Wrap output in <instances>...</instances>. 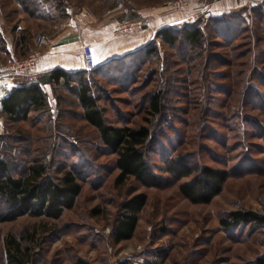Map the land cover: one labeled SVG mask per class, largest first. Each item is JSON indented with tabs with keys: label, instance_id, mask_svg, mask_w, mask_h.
Wrapping results in <instances>:
<instances>
[{
	"label": "rangeland",
	"instance_id": "1",
	"mask_svg": "<svg viewBox=\"0 0 264 264\" xmlns=\"http://www.w3.org/2000/svg\"><path fill=\"white\" fill-rule=\"evenodd\" d=\"M177 1L0 0L3 29L25 10L53 20L86 11L98 21L118 20L114 34L124 36L147 29L145 13L163 9L172 16L167 29L196 25L205 39L201 50L171 49L155 35L148 45L153 55H123L83 77L115 126L151 130L144 152L165 179L161 188L146 189L135 179L116 183V158L103 152L73 89L56 90L46 112L28 122H0V163L11 166L14 177L39 163L50 177L76 173L82 185L75 207L59 220L24 216L0 223V264H7L10 237L34 248V264H255L264 255V227L220 224L235 211L264 216V0H191L184 8ZM124 22L135 29L117 34ZM34 53L43 55L39 50L17 60ZM158 95L163 114L156 117L149 107ZM173 156L227 170L231 178L210 204L194 205L161 171ZM140 193L148 203L136 232L116 244L120 206Z\"/></svg>",
	"mask_w": 264,
	"mask_h": 264
},
{
	"label": "trees",
	"instance_id": "2",
	"mask_svg": "<svg viewBox=\"0 0 264 264\" xmlns=\"http://www.w3.org/2000/svg\"><path fill=\"white\" fill-rule=\"evenodd\" d=\"M25 7V3L22 2ZM30 16L35 17L28 10ZM157 38L171 49L187 47L201 50L204 47V33L196 25L181 28H166L158 32ZM153 46H146L134 54L155 53ZM114 60L104 65L109 66ZM101 68L93 71L100 73ZM87 71L75 74L63 70H54L37 80L23 77L2 102L0 116L11 125L28 122L33 115H43L49 106L48 95L43 84H51L54 92L65 87L76 92L82 117L89 126L97 131L103 152L115 156V168L119 171L116 183L123 185L129 179H135L146 189L161 188L165 179L158 175L147 158L144 149L152 139V132L147 126L132 128L115 126L106 117V110L93 95L92 88L85 82ZM163 96L158 95L150 103V113L160 116L163 113ZM167 158L163 161L162 172L179 183L181 196L194 205L210 204L223 190L231 174L227 170H216L208 166L197 167L184 159ZM12 167L0 163V223H11L24 216L59 220L66 211L72 210L82 192L79 175L66 172L61 178L48 176L44 164L32 163L23 174L13 176ZM148 203L145 193L137 194L123 202L116 220L112 237L116 244L133 238L140 213ZM4 205V206H1ZM223 229L249 226L264 227V216L255 212L235 211L220 221ZM24 238L10 237L6 240L7 264H34V248L24 246ZM83 264V262H81ZM255 264H264V255Z\"/></svg>",
	"mask_w": 264,
	"mask_h": 264
},
{
	"label": "crops",
	"instance_id": "3",
	"mask_svg": "<svg viewBox=\"0 0 264 264\" xmlns=\"http://www.w3.org/2000/svg\"><path fill=\"white\" fill-rule=\"evenodd\" d=\"M171 17L163 9H156L145 13L144 19L149 21L147 29L116 36L114 33L118 20L110 16L98 21L96 17L84 11L75 17L53 20L31 17L27 16L26 12H20L17 20L5 24V29L0 25V71H8L18 58L40 50L43 52V60L38 66V74L29 77L31 80H37L54 70L72 74L82 72L84 71L82 48L85 45L93 47L96 62L102 67L114 59L148 46L158 32L167 28ZM57 23H61L59 25H63V28L57 33L52 32L51 27L56 29L60 27ZM21 33L27 37L23 41L19 37ZM22 80L23 77H0V112L5 97ZM42 88L51 103L54 98L53 86L43 84ZM4 120V117L0 116V122Z\"/></svg>",
	"mask_w": 264,
	"mask_h": 264
},
{
	"label": "built area",
	"instance_id": "4",
	"mask_svg": "<svg viewBox=\"0 0 264 264\" xmlns=\"http://www.w3.org/2000/svg\"><path fill=\"white\" fill-rule=\"evenodd\" d=\"M191 0H178L175 5L184 8ZM122 28H121V27ZM118 27L117 34H124L134 30L135 25H127L125 22ZM82 57L84 60V71H94L99 68L94 49L90 45H85L82 48ZM43 60V55L40 53H34L24 60H15L12 63L10 70L6 72L0 71V77L11 76V77H34L38 74V66Z\"/></svg>",
	"mask_w": 264,
	"mask_h": 264
}]
</instances>
